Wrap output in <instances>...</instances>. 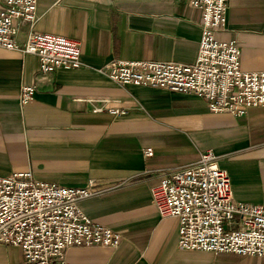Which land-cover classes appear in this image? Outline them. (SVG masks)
<instances>
[{
	"label": "crops",
	"instance_id": "1",
	"mask_svg": "<svg viewBox=\"0 0 264 264\" xmlns=\"http://www.w3.org/2000/svg\"><path fill=\"white\" fill-rule=\"evenodd\" d=\"M202 13L187 0H38L34 30L79 42L83 65L44 75L38 57L0 48V176L32 172L73 189L92 183L79 207L122 237L116 249L70 248L69 264H264L181 250L178 220L161 218L152 198L166 174L212 150L235 200L264 205V106L241 117L213 113L194 94L119 86L103 70L112 60L194 64ZM31 29L19 24L20 42ZM216 35L239 42L244 72H264V0H229L228 24ZM25 86L37 93L22 105ZM2 246L0 264L23 262Z\"/></svg>",
	"mask_w": 264,
	"mask_h": 264
},
{
	"label": "built area",
	"instance_id": "2",
	"mask_svg": "<svg viewBox=\"0 0 264 264\" xmlns=\"http://www.w3.org/2000/svg\"><path fill=\"white\" fill-rule=\"evenodd\" d=\"M187 1L203 10L194 64L112 60L104 73L119 86L194 94L213 113L241 117L263 107L264 72H244L239 42L216 35L228 24L229 0ZM38 20V0H3L0 48L38 57L44 75L80 68V43L34 30ZM20 23L32 28L25 42L19 39ZM36 93L34 86L23 87L22 105L33 102ZM144 154L153 157L154 150L147 148ZM92 187L66 188L36 180L32 172L0 176V245L20 248V264H69L66 252L74 247L118 248L121 235L78 205L93 195ZM152 198L161 218L178 220L181 250L264 258V205L235 200L230 177L212 150L203 152L197 164L166 174L152 189Z\"/></svg>",
	"mask_w": 264,
	"mask_h": 264
},
{
	"label": "rangeland",
	"instance_id": "3",
	"mask_svg": "<svg viewBox=\"0 0 264 264\" xmlns=\"http://www.w3.org/2000/svg\"><path fill=\"white\" fill-rule=\"evenodd\" d=\"M4 249V247H2ZM8 254L12 262L19 260L23 253L20 248L8 246ZM23 258V257H22Z\"/></svg>",
	"mask_w": 264,
	"mask_h": 264
},
{
	"label": "bare ground",
	"instance_id": "4",
	"mask_svg": "<svg viewBox=\"0 0 264 264\" xmlns=\"http://www.w3.org/2000/svg\"><path fill=\"white\" fill-rule=\"evenodd\" d=\"M0 246H2V245H0ZM3 247V246H2Z\"/></svg>",
	"mask_w": 264,
	"mask_h": 264
}]
</instances>
